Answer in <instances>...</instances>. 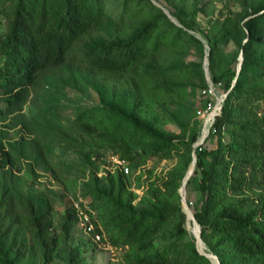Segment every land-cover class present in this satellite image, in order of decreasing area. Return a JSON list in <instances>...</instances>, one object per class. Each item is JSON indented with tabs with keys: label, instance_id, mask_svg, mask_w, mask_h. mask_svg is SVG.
<instances>
[{
	"label": "trees",
	"instance_id": "obj_1",
	"mask_svg": "<svg viewBox=\"0 0 264 264\" xmlns=\"http://www.w3.org/2000/svg\"><path fill=\"white\" fill-rule=\"evenodd\" d=\"M124 1L129 5L134 0ZM0 14L6 15L10 22L8 33L0 35V48L5 56L0 68V98L13 109L22 108L42 73L68 62L81 39L97 36L99 41L85 44L82 58L94 70L109 76L132 73L130 79L137 99L135 109L129 113L105 103L81 113L73 123L89 141L110 145L137 168L140 160L149 156H170L174 144L192 149L200 140L194 133L189 144L172 142L161 129L159 117H149L143 111L147 103L142 89L148 86L156 93L168 94L175 91L170 82L174 67L163 63L158 54L164 42L153 41L159 27L157 19L147 21L132 35L122 36L117 33V21L104 0H0ZM176 16L182 26H175L177 32L172 41H180L187 35L184 28H193L187 19ZM236 26V20L227 18L204 32L211 77L214 85L220 84L225 98L221 113L218 115V110L208 122L219 137L217 146L210 151L208 165L201 154L202 144L194 148L195 172L201 174L199 185L204 195L194 215L207 251L215 254L220 264H232L234 260L264 264V93L249 86L264 68V43L259 40L264 35V3L243 19L245 40L239 71L238 67L223 66L220 55ZM117 115L131 126L113 121ZM144 140L158 143L142 146L134 153L137 143ZM11 160V153L0 139L1 166ZM192 160V157L185 160L187 168ZM127 174L120 171L109 175L110 181L117 184V192L104 197L103 203V226L110 243L128 248L124 264H215L212 258L199 252L194 238L163 246L156 241L171 222L179 235L186 232L187 214L179 192L184 172L179 169L169 172L162 185L151 183L155 205L141 211L133 204L137 194L128 187ZM51 213V206L45 201H16L13 195L4 192L0 200V264L7 249L17 251V260L26 256L28 245L19 238L21 224L44 249L46 264L53 260L62 234L53 232ZM67 215L66 224L72 227L78 221L77 213L68 208ZM74 264L82 263L76 259Z\"/></svg>",
	"mask_w": 264,
	"mask_h": 264
},
{
	"label": "rangeland",
	"instance_id": "obj_2",
	"mask_svg": "<svg viewBox=\"0 0 264 264\" xmlns=\"http://www.w3.org/2000/svg\"><path fill=\"white\" fill-rule=\"evenodd\" d=\"M104 1L117 21V33L122 36L134 34L149 20H158L159 27L153 41L160 39L164 42L158 54L163 63L174 67L170 82L175 91L168 94L156 93L148 86L142 89L147 103L143 111L149 117H159L161 129L168 133L174 143L189 144L194 133L200 139L205 138L201 143V154L208 165L210 151L217 146L219 137L211 131L207 113L215 104L218 115L221 113L218 97L224 99L225 93L220 84L214 85L215 91L212 93L208 91L204 32L214 23H222L227 18L236 20L237 26L229 44L224 46L220 55L223 66L237 68L245 40L243 19L248 18L264 0H156L159 4L154 0H134L129 5L124 0ZM165 9L177 19L176 15L184 17L193 26L184 28L187 35L182 40L172 41L177 32L175 26L181 27L182 24L179 19V24L173 21ZM9 27L7 16L0 14V35L5 36ZM260 37L259 40L264 43V35ZM98 39L97 36L81 39L67 63L42 73L36 85L31 87L21 109H13L0 98V139L12 155L10 163L5 166L0 163V200L6 192L13 195L16 201L33 199L49 203L54 221L53 232H60L62 241L54 259L48 264H74L76 259L82 264H124L128 252L127 247L110 243L103 226L104 197L117 192V184L110 181L109 175L121 171L109 159L124 157L108 144L91 143L88 136L73 123L81 113L103 103L128 113L135 109L137 98L130 79L132 73L124 77L109 76L94 70L82 58L81 51L85 44ZM4 62L5 56L0 48V68ZM249 86L264 93V68L259 70L256 80ZM262 103L264 106V100ZM118 120L131 126L119 115L113 121ZM156 143L157 140L140 141L133 152ZM196 147V143L192 149L174 144L170 156H149L146 160L141 159L137 168L132 167L131 160L125 158L130 166L127 184L137 194L133 204L138 211L155 205L156 198L150 191L151 183L162 185L169 172L177 169L184 172L181 188L185 201H182L181 188L179 192L181 204L187 211L186 232L179 235L171 222L159 233L156 240L159 245L175 241L189 242L196 239L195 235L198 234L199 227L193 213L201 207L204 195L199 185L201 174L195 172ZM191 157L193 160L187 168L185 160ZM77 204L87 213L94 226L93 232L86 229V223L78 215L77 223L72 227L67 226V210L73 208L77 213ZM18 228L19 238L28 245L27 254L17 260V251L7 249L2 264H46L45 251L32 232L23 224ZM95 232L100 233L101 240L95 239ZM198 246L202 252H208L203 241L200 240ZM211 258L217 264V259ZM232 264L257 263L234 260Z\"/></svg>",
	"mask_w": 264,
	"mask_h": 264
},
{
	"label": "water",
	"instance_id": "obj_3",
	"mask_svg": "<svg viewBox=\"0 0 264 264\" xmlns=\"http://www.w3.org/2000/svg\"><path fill=\"white\" fill-rule=\"evenodd\" d=\"M154 1H155L157 4H159L156 0H154ZM165 10H166V12L170 15V17L172 18V20L179 24L178 20H177L174 16H172V14H170L169 11H168L167 9H165ZM207 45H208V44H207ZM242 61H243V53H241L240 58H239L238 71L241 69ZM205 73H206V77H207L209 83L212 84V83H213V80H212L211 73H210V68H209V51H207V53H206V58H205ZM235 81H236V80H235ZM235 81H234V82H235ZM218 99L220 100V108H222V101H223L224 99L221 98V97H218ZM204 139H205V138L200 139V140L196 143V145H199V144L203 143V142H204ZM195 155H196V154H195V152H194V156H195ZM196 161H197V156H195V163H196ZM181 195H182V188H181ZM182 201H185V197H184L183 195H182ZM186 205H188V204L186 203ZM184 211H185L186 214H187V211L185 210V208H184ZM193 219H194L195 223H197V225H198V227H199V229H198V234L195 235V237H196V243H197V248H198L199 252L202 253V254H204V255H206V256H208V257H210V258H211V257H215V258L217 259V264H220V262H219V258H218L215 254L210 253V252H207V253H206V252H202V251L199 249V246H198L199 241H200V240L203 241L202 238H201V227H200V224L198 223V221H197V219H196L194 213H193ZM203 243H204V242H203Z\"/></svg>",
	"mask_w": 264,
	"mask_h": 264
},
{
	"label": "built area",
	"instance_id": "obj_4",
	"mask_svg": "<svg viewBox=\"0 0 264 264\" xmlns=\"http://www.w3.org/2000/svg\"><path fill=\"white\" fill-rule=\"evenodd\" d=\"M209 92H213L215 91V87H214V83L210 84L209 83V88H208ZM112 160L113 162H115L116 166L124 173H129L130 171V166L128 165L127 161L125 158H119V157H110L109 161ZM108 168V166H106ZM77 206V215L86 223V229L89 230L90 232H93L94 226L93 224L90 222V219L87 215V213H85L79 206L78 204ZM94 237L96 240H101V235L100 233L95 232L94 233Z\"/></svg>",
	"mask_w": 264,
	"mask_h": 264
},
{
	"label": "bare ground",
	"instance_id": "obj_5",
	"mask_svg": "<svg viewBox=\"0 0 264 264\" xmlns=\"http://www.w3.org/2000/svg\"><path fill=\"white\" fill-rule=\"evenodd\" d=\"M217 112L218 106L215 104V106L207 113L209 115V119H211Z\"/></svg>",
	"mask_w": 264,
	"mask_h": 264
}]
</instances>
